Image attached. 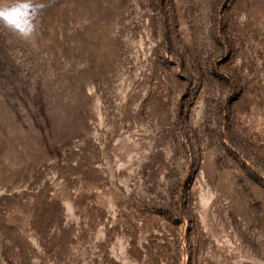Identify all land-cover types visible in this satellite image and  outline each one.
<instances>
[{
	"label": "rangeland",
	"instance_id": "obj_1",
	"mask_svg": "<svg viewBox=\"0 0 264 264\" xmlns=\"http://www.w3.org/2000/svg\"><path fill=\"white\" fill-rule=\"evenodd\" d=\"M0 264H264V0H0Z\"/></svg>",
	"mask_w": 264,
	"mask_h": 264
}]
</instances>
